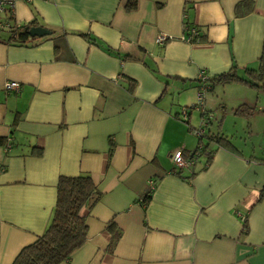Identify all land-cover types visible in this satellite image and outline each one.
<instances>
[{"label": "crops", "instance_id": "0c3cea01", "mask_svg": "<svg viewBox=\"0 0 264 264\" xmlns=\"http://www.w3.org/2000/svg\"><path fill=\"white\" fill-rule=\"evenodd\" d=\"M238 1H16V25L50 33L19 43L0 30V264L49 224L58 178L81 174L99 195L58 264H264V89L217 83L195 105L201 71L257 67L264 0L236 16ZM202 123L229 146L210 141L186 177L171 154L193 156Z\"/></svg>", "mask_w": 264, "mask_h": 264}, {"label": "trees", "instance_id": "16d2710c", "mask_svg": "<svg viewBox=\"0 0 264 264\" xmlns=\"http://www.w3.org/2000/svg\"><path fill=\"white\" fill-rule=\"evenodd\" d=\"M248 3H250L248 0L238 1L235 4V15L245 14L249 9V7L245 8ZM134 6L135 0H128L126 7L130 9ZM30 27L31 25H18L8 31V39L24 43L29 38L28 30ZM199 37L200 33L198 39ZM237 69L238 66L234 63L228 71L197 78L200 80L201 86H204L207 90L211 89L214 84L229 82H241L256 89H264V35L257 67H243L242 74H239ZM252 109L253 107L242 104L234 109V113L247 116L252 112ZM206 112L208 111L205 109L201 110V114H206ZM210 141L223 146H229L228 142H230L228 137L220 131L204 130L203 128L202 133L198 135L193 156L186 157L192 162V166L187 169L190 173L186 177H191L196 171L193 170V164L198 161L201 155L211 156L213 150L208 148ZM175 168L178 170L177 173L183 170L176 166ZM94 195H99V191L88 174L60 176L57 180L55 205L49 224L32 242L19 250L12 264H58L65 260L86 239L87 226L84 215L80 214V209ZM149 197H151V191H148L145 196L146 199ZM107 227L112 233L110 241V247L112 248L119 232L113 222H110Z\"/></svg>", "mask_w": 264, "mask_h": 264}, {"label": "built area", "instance_id": "2783aa9c", "mask_svg": "<svg viewBox=\"0 0 264 264\" xmlns=\"http://www.w3.org/2000/svg\"><path fill=\"white\" fill-rule=\"evenodd\" d=\"M17 0H0V29H13L15 27H17L18 25H16L11 19L13 18V13H14V7H15V3ZM2 14H6L7 15V19H1V15ZM185 31L187 32V34L185 35V40L186 41H195L198 39V34L199 31L198 29L193 26V25H186L184 26ZM166 35L164 33H159L156 38L155 41L157 43H163L165 41ZM205 75V73H203L202 71L199 73L198 77H203ZM19 87V84L16 81H10V82H6L4 84V88L5 89H14L17 90ZM206 90V88L204 86H201L197 92V99H196V107H202L203 104V98H204V91ZM207 117L210 118L211 114H207ZM204 125V123L201 124V126L199 127V129L196 131V133L198 135H200L203 131L202 126ZM171 158L172 161L174 163V165L178 168L181 169H188L189 167L192 166V162L190 161V159L186 158L182 152V150L180 149H176L174 150V152H172L171 154ZM149 184V189L150 191L152 190L153 187V180L149 179L148 181Z\"/></svg>", "mask_w": 264, "mask_h": 264}, {"label": "water", "instance_id": "95a60500", "mask_svg": "<svg viewBox=\"0 0 264 264\" xmlns=\"http://www.w3.org/2000/svg\"><path fill=\"white\" fill-rule=\"evenodd\" d=\"M29 34L32 36H42L45 34H49L50 31L42 26H32L29 28ZM95 197H91L88 201V205L93 202Z\"/></svg>", "mask_w": 264, "mask_h": 264}]
</instances>
